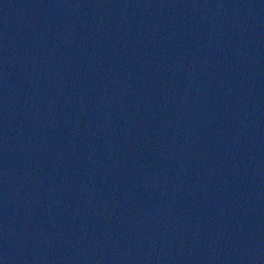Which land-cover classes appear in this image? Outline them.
Here are the masks:
<instances>
[{
	"label": "water",
	"instance_id": "obj_1",
	"mask_svg": "<svg viewBox=\"0 0 264 264\" xmlns=\"http://www.w3.org/2000/svg\"><path fill=\"white\" fill-rule=\"evenodd\" d=\"M0 264H264V0H0Z\"/></svg>",
	"mask_w": 264,
	"mask_h": 264
}]
</instances>
